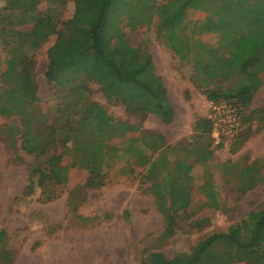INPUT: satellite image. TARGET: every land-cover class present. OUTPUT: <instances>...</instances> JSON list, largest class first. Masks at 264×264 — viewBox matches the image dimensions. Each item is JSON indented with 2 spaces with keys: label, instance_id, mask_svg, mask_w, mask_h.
Wrapping results in <instances>:
<instances>
[{
  "label": "rangeland",
  "instance_id": "1",
  "mask_svg": "<svg viewBox=\"0 0 264 264\" xmlns=\"http://www.w3.org/2000/svg\"><path fill=\"white\" fill-rule=\"evenodd\" d=\"M162 1L117 0L108 18L117 31L108 38L114 41L117 33L121 34L131 45L151 54L174 108L172 122L165 123L152 113L133 112L119 100L107 99L91 81L81 98L96 102L106 111L109 120L101 136L109 138L106 146L123 151L110 166L101 165L110 179L103 185L86 186L87 170L75 164L73 150L59 146L56 152L63 154L67 166L60 175L63 180L45 186L35 181L28 187L34 162L31 127L35 126L28 120L34 114L52 115L57 97L67 90L49 83L44 76L47 50L55 34L29 53L33 54L31 70L39 101L29 105L0 101V229L5 232L0 240V264H139L152 251L173 258L189 253L213 233L228 231L249 212L264 206V79L247 106L234 99L209 98L210 89L222 93L237 86L235 78H207L194 61L198 48L214 49L219 55L227 52L222 47V31L213 25L224 21L217 13L222 0H204L199 8L187 11L183 20L187 27L184 35L191 45L187 54L183 49L173 51L156 35L153 10ZM7 3L26 18L24 22L47 9L65 21L74 10L73 0L54 6L46 0H0V14ZM30 27L28 21L18 29L27 31ZM30 39L28 35L22 41ZM259 47L257 55L264 63V40ZM13 48L0 41V91L10 86L11 80L5 79L3 71L4 60ZM199 119L205 120L202 134L195 127ZM42 120L36 118V122ZM128 125L135 130L122 133ZM141 131L147 134L145 140L149 141V133H155L174 148L153 151L143 146L141 139H129L139 137ZM205 147L210 155L195 162ZM178 160L192 164L189 174L183 170L180 174L190 204L185 212L170 219L169 191L162 198L155 185L176 174ZM254 160L258 161L259 173L252 178L240 174L243 166ZM209 182L215 183L216 206L204 204ZM47 195L55 196L48 199ZM169 223L171 231L165 232ZM5 255L11 258L9 262L4 263Z\"/></svg>",
  "mask_w": 264,
  "mask_h": 264
},
{
  "label": "trees",
  "instance_id": "2",
  "mask_svg": "<svg viewBox=\"0 0 264 264\" xmlns=\"http://www.w3.org/2000/svg\"><path fill=\"white\" fill-rule=\"evenodd\" d=\"M46 1L52 6L66 2ZM203 1L164 0L154 6L156 35L167 41L173 51L183 49L185 54L191 51L189 38L184 35L187 27L183 20L189 9L199 8ZM116 2L117 0H73L71 18L60 21L50 9L40 11L32 21L28 19L31 27L29 30L25 29L27 31L18 29L19 26L28 24V21L24 22L25 17L12 11L8 3L2 8L4 13L0 14V41L14 45V48L4 60L3 75L11 82L9 87L0 91V101L21 102L26 105L39 101L31 70L33 54L29 53L50 34H55L56 39L47 50L48 61L44 76L54 86L67 89L66 93L57 97L56 109L52 115L47 114V118L44 114H34L28 120L35 123L31 127L34 162L28 177V187L35 181L45 186L49 182L63 180L60 175L67 166L63 164V154L56 152L59 146L73 150L77 158L75 164L79 163V166L87 170L86 186H100L110 181L108 172L101 165L105 163L110 166V161L123 151L121 147L106 146L109 138L101 136L109 120L106 111L96 102L81 100L90 81L99 86L107 99L119 100L133 112L155 114L165 123L172 122L174 118L173 105L162 77L156 72L151 54L143 51L140 46L131 45L121 34L117 33L114 41L108 38L112 31H117V26L108 21L109 16L114 13L113 6ZM217 13L224 18L223 23L211 24L222 31V47L227 52L219 55L217 50L198 48L194 61L207 78L237 80L235 88H228L222 93L210 89L207 92L209 98L234 99L242 106H247L257 84L264 79V63L260 62L257 55L260 42L264 40V0H222ZM28 35L31 37L30 41H22ZM36 118L43 120L36 122ZM204 123L205 120L199 119L195 125L200 134ZM133 130L135 128L128 125L121 132ZM146 136L141 131L139 137L130 136L129 139H141L142 145L153 151L163 147L174 148L165 145L161 135L149 133V141L145 140ZM129 149L138 150L133 147ZM142 151L141 149V157L144 156ZM201 151L195 162L211 153L207 147ZM143 163L149 161L144 160ZM177 163L176 174L169 176L165 183L155 185L156 193L162 198L169 191L167 209L170 211V219L185 212L190 204V198L185 193L187 187L181 182L180 174L182 170L189 174L192 164L180 160ZM257 163L254 160L243 166L240 174L248 178L254 177L259 173ZM230 170L231 167H228L227 171ZM204 195L207 198L204 204H218L215 183L207 184ZM47 196L50 199L55 195ZM170 226L169 223L165 232L171 231ZM4 236V230L0 229V240ZM1 249L2 247L0 251ZM3 259L4 263L11 260L6 255ZM235 262L264 264V206L249 212L228 231L213 233L199 241L189 253L169 258L160 251H152L139 264Z\"/></svg>",
  "mask_w": 264,
  "mask_h": 264
},
{
  "label": "built area",
  "instance_id": "3",
  "mask_svg": "<svg viewBox=\"0 0 264 264\" xmlns=\"http://www.w3.org/2000/svg\"><path fill=\"white\" fill-rule=\"evenodd\" d=\"M214 109H216L217 112H219V108L215 105Z\"/></svg>",
  "mask_w": 264,
  "mask_h": 264
},
{
  "label": "crops",
  "instance_id": "4",
  "mask_svg": "<svg viewBox=\"0 0 264 264\" xmlns=\"http://www.w3.org/2000/svg\"><path fill=\"white\" fill-rule=\"evenodd\" d=\"M233 264H244L243 262L233 263Z\"/></svg>",
  "mask_w": 264,
  "mask_h": 264
}]
</instances>
